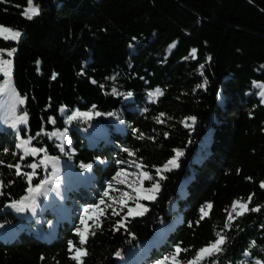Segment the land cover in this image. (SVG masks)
I'll return each mask as SVG.
<instances>
[{
    "label": "trees",
    "instance_id": "1",
    "mask_svg": "<svg viewBox=\"0 0 264 264\" xmlns=\"http://www.w3.org/2000/svg\"><path fill=\"white\" fill-rule=\"evenodd\" d=\"M26 3L0 0V24L22 33L18 41L0 37V49H16L3 56L12 61L10 89L24 100L18 114L27 113L16 133L29 140L13 147L0 130V225L17 222L9 205L24 197L42 206L31 213L25 200L29 222L49 221V203L29 192L47 179L63 181L46 159L78 173L91 165L85 168L97 185L124 154L113 143L152 177L142 187L158 182L159 190L155 199H138L142 215L103 211L83 245L68 221L56 222L47 239L28 229L2 232L0 264H77L69 241L87 251L83 264H117V251L175 217L160 248L179 246L180 264L217 233L222 250L196 264H264V104L253 87H264V0H34L40 13L31 20L21 14ZM74 111L114 116L124 130L105 124L110 142L88 145L71 127ZM177 150L178 166L164 171ZM16 164L20 175L8 167ZM249 196L248 208L260 210L237 216L233 202Z\"/></svg>",
    "mask_w": 264,
    "mask_h": 264
},
{
    "label": "rangeland",
    "instance_id": "2",
    "mask_svg": "<svg viewBox=\"0 0 264 264\" xmlns=\"http://www.w3.org/2000/svg\"><path fill=\"white\" fill-rule=\"evenodd\" d=\"M27 7V3L22 6L21 14L23 16H25L23 14L24 9ZM0 26L4 25L0 24ZM3 58L8 59L6 56H3ZM0 75V88H4V91L0 92V130L1 134L6 136L8 141L14 145L13 147L17 148L18 144L23 143L16 133V129L21 122L16 121V129H13L11 124L17 117L23 116V114H18V109L21 104L19 103V98L11 91L9 83L7 82V85L5 83L8 77L5 78L3 72H0ZM253 87L256 91L257 97L264 104V95H262V93H264L263 85L254 82ZM147 101H154V99L152 96H148ZM5 103L8 105V110L6 113L2 114V108ZM85 113H88V115H84ZM71 121L72 129L78 133L88 145H93L100 141L103 143L109 141L105 124L113 126V129L117 132L124 130V127H122L121 123L115 120L114 116L105 115L99 117L97 114L90 112L74 111ZM64 136L66 135L64 134ZM113 145L124 154L112 158L115 172L110 177L100 181L97 185L92 183V177L88 168L84 167L82 172L78 173L74 172L70 167L60 161L46 159L45 164L50 169L61 172L63 179V181L58 180L57 182H51L47 179L40 184L38 196L41 201H46L50 205V208H48L47 211V218H49V221L45 222L43 225H35L33 222L28 221L31 218L30 212H34L33 209L37 210L42 208L40 203L36 206H32L31 202H29L31 201L30 197L26 203L30 208V212H26L25 210L17 211L16 208L9 206L19 219L16 223L11 225H0V233L8 231L9 234H11V232L17 234L18 230L28 229L36 233L40 238L47 239L54 234V226L58 221H68L75 234H77V228L84 230V225L81 224V217L84 216L87 224L91 225L99 217V209L107 211L110 215H128L129 209L142 212L144 209L142 207L137 208V205L140 204L136 202L138 199H143L144 195H154L155 192H149L148 189L151 188L142 187L141 184L145 179L142 180L141 173H144V171L141 163L134 157L133 153L119 144L113 143ZM12 153H15L14 148ZM97 161L100 162V160ZM117 172L121 173L119 177L116 175ZM120 180H123L124 182L119 183L118 181ZM136 189H140V194L137 193ZM105 193H107V195H105ZM79 196H86L87 198L85 202H81L78 199ZM101 200L104 201L103 204L100 203ZM121 201H124V203H121ZM93 204L98 205L99 209L93 211L90 208ZM109 205L111 207H109ZM85 208L89 209L87 214L84 212ZM88 217L91 218L89 219ZM176 222L177 217L172 218L166 224H158L155 226L153 233L149 238L137 242L134 245L124 246L117 251L120 253L119 256L116 255L117 252L114 254L116 263L158 264V262L162 261L164 257H171L174 255L177 247H169V250L164 252L160 246L162 245L166 234ZM164 264H174V262L169 260L165 261ZM175 264H180L179 256L177 257Z\"/></svg>",
    "mask_w": 264,
    "mask_h": 264
},
{
    "label": "snow or ice",
    "instance_id": "3",
    "mask_svg": "<svg viewBox=\"0 0 264 264\" xmlns=\"http://www.w3.org/2000/svg\"><path fill=\"white\" fill-rule=\"evenodd\" d=\"M27 5L28 7L24 9V12L23 14L26 16L27 19L31 20L34 16H37L39 15L40 13V9H39V6L38 5H35L34 4V0H27ZM22 33L20 31H16V30H13L9 27H5V26H0V37H3V39L5 40H19V38L21 37ZM16 51L15 48H12L10 50L8 49H0V72H3L5 78L9 77L10 76V68H11V64H12V61L9 60V59H4L3 58V53H7V56L11 57L14 52ZM193 56H195V50L192 51L191 53ZM202 67V66H201ZM6 85H7V80L5 81ZM207 81L205 80L204 81V84H206ZM203 85H198V87H202ZM4 91V88H0V92H3ZM12 92H14V89H11ZM156 95H161L162 93L160 92L159 89L156 90ZM128 95L130 96L131 93H128ZM152 95V94H150ZM262 95H264V93H262ZM19 103L20 104H23L24 103V100L21 98L19 99ZM84 115H88V113H85ZM163 115V114H162ZM26 116H27V113H25L23 116H19L16 118V120L13 121V123L11 124V127L13 129H16L17 127V122L16 121H19L21 123H26ZM188 119L192 120L193 122L195 121V117H189ZM187 126V125H186ZM29 143V140H24L22 144H18L17 147H23L25 145H27ZM6 151V150H5ZM39 151H43V149H37V148H32L31 149V152L34 154L36 152H39ZM127 151V150H126ZM183 155V152L180 151V150H177L176 151V156L173 158V159H170L167 164L164 165L163 167V170L164 171H167L169 170V165H171L172 167H176L178 166L177 165V158L179 156ZM0 163H3V161H0ZM41 163H44V161L42 160ZM8 167H15L16 169V174L17 175H20L21 174V170H20V165L19 164H16V165H8ZM28 167H31L33 169H35L36 165L35 164H31V165H28ZM82 167H91V165H82ZM161 171V169H157V174H159ZM117 177H119L121 175L120 172H117ZM141 178L142 180L143 179H152V177L147 173V172H144V173H141ZM164 177L161 176V179H163ZM28 179H29V182H31V174H28ZM119 183H123L124 181L123 180H120L118 181ZM3 187V182L0 181V188ZM261 187H264V184L261 185ZM40 189V185L37 184L35 189H32V188H29V192H32V191H39ZM159 190V183H155L151 189H148L149 192H155V191H158ZM137 193L140 194V189H136ZM105 195H107V193H105ZM28 199L27 197H24V198H21V200L19 201H13L11 205H9L10 207H14L16 208L17 211H24L25 210V207H27V205L25 204V200ZM143 199H155V196L154 195H144L143 196ZM252 200V196H249L248 197V202H241L239 200L237 201H234L233 202V205H232V210L234 212H236V215L237 216H240V215H243L245 211H259L260 209L259 208H251L249 209L248 208V203ZM101 204L104 203L103 200L100 201ZM121 203H124V201H121ZM109 207H111L109 205ZM142 206L141 205H137V208H141ZM205 207H207L208 209H211L212 208V205L209 203L207 204L206 206H203L201 207L200 209V212L202 213L201 215V219H203L205 216H207L209 213L205 211ZM90 208L93 210V211H96L99 209V206L98 205H91ZM237 208H239V211H237ZM146 211V209H144ZM33 211H35V209H33ZM89 211L88 208H85L84 209V212L87 214ZM143 212H140V211H134L132 209H129V212H128V215H142ZM99 215H103V210L102 209H99ZM89 219L91 217H88ZM233 215L232 213L230 212L228 214V220L231 221L233 220ZM81 224L84 225V230H81L80 228H77L76 229V232H77V235L79 236L80 240H79V243L81 245L85 244L86 243V240H87V236H86V233L88 232L89 228H90V225L87 224V221H86V218L84 216L81 217ZM228 225L226 224L225 227H227ZM92 235H94L95 233L92 232L91 233ZM224 240H225V237L220 235L219 233H217V239L213 242H210L207 246L201 248L197 253H196V256L194 258L193 261H190L188 262V264H196L197 261L203 259L205 256H211L213 255L214 253H217V252H220L222 250V244L224 243ZM68 246H69V251H75V255L72 257L74 260L77 261V264H83V261H82V257L87 255V251L83 248H80V247H76L72 241H69L68 242ZM181 252V249L179 248V246H177V248L175 249V254L172 255L171 257H164L162 261H159L158 264H164L165 261H173L174 264H175V261L177 260V257L179 256ZM117 256L120 255L119 252L116 253ZM41 259H43V257H41Z\"/></svg>",
    "mask_w": 264,
    "mask_h": 264
},
{
    "label": "bare ground",
    "instance_id": "4",
    "mask_svg": "<svg viewBox=\"0 0 264 264\" xmlns=\"http://www.w3.org/2000/svg\"><path fill=\"white\" fill-rule=\"evenodd\" d=\"M6 232L9 233L8 231H6ZM6 232H5V233H6ZM11 234H12V233H11ZM11 234H10V235H11ZM0 236H4L2 232L0 233ZM5 237H7V234L5 235Z\"/></svg>",
    "mask_w": 264,
    "mask_h": 264
}]
</instances>
